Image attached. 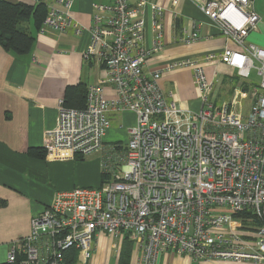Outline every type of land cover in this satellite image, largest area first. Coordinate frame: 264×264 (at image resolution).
<instances>
[{"label":"built area","instance_id":"2783aa9c","mask_svg":"<svg viewBox=\"0 0 264 264\" xmlns=\"http://www.w3.org/2000/svg\"><path fill=\"white\" fill-rule=\"evenodd\" d=\"M73 1L47 5L39 33L86 30L71 16ZM188 1L240 48L208 52L201 61L225 63L247 83L254 68L259 87L250 83L243 90L237 84L228 98L213 103L220 74L208 79L191 58L171 61L164 69L192 67L199 92L200 109L184 112L166 100L158 85L160 70L144 72L150 53L145 44L148 0H99L83 58L98 62L103 76L87 85L83 108L58 102L44 146L58 155L100 151L103 174L111 179L55 194L31 219L30 233L10 244L8 263L21 256L18 264H63L64 253L75 249L77 260L88 264L100 234L125 235L134 247L131 264H155L157 253L166 251L196 260L264 262V49L245 42L260 18L254 0ZM151 8L159 46L164 8L158 3ZM179 33L185 44L200 38L197 27H182ZM107 84L115 90L112 98L104 96ZM125 110L135 114L127 141L104 144L108 113ZM239 218L236 227L233 221Z\"/></svg>","mask_w":264,"mask_h":264},{"label":"crops","instance_id":"0c3cea01","mask_svg":"<svg viewBox=\"0 0 264 264\" xmlns=\"http://www.w3.org/2000/svg\"><path fill=\"white\" fill-rule=\"evenodd\" d=\"M6 1L33 4L29 0ZM40 1L46 5L56 4L55 0ZM98 1H73L71 16L86 29L79 35L72 29L61 33L53 30L39 33L33 16H30L24 23L33 37L29 51L18 55L0 46V263L7 262L10 244L21 241L30 233L31 219L51 203L55 194L76 187L94 188L103 183L100 151L87 155H58L48 154L44 146L45 133L55 126L58 102L73 100L74 90H68V87L87 86L103 76V67L98 62L83 58V51L90 39L87 29L91 25L93 6ZM154 3L164 8L161 16L163 36L159 46L155 44L152 32L151 6ZM254 9L260 20L256 29L248 32L245 42L264 49V0H254ZM144 13L147 27L145 44L150 48L144 72L160 70L158 85L167 101L173 100L184 112H196L201 107L192 67L164 69L166 63L182 58L198 60L208 79L213 78L216 71L220 74L212 99L216 95L219 100L231 95L229 78L235 71L225 63L203 62L201 58L208 52L220 51L225 47L239 50L238 45L220 34L188 0H179L175 4L171 0H148ZM182 27H197L199 40L190 44L181 42L179 31ZM104 96H115L111 84L104 87ZM108 120L104 144L125 143L127 128L134 124L135 114L129 110L110 111ZM126 239L125 235L118 238L98 235L88 264H110L111 256L114 258L113 264H117L122 243ZM155 264L264 262L196 260L166 251L157 253Z\"/></svg>","mask_w":264,"mask_h":264},{"label":"trees","instance_id":"16d2710c","mask_svg":"<svg viewBox=\"0 0 264 264\" xmlns=\"http://www.w3.org/2000/svg\"><path fill=\"white\" fill-rule=\"evenodd\" d=\"M47 13V5L43 2H38L32 5L25 3H10L6 0H0V46L15 54L27 53L32 45L33 37L24 27L26 19L33 16L36 28L39 30L40 25ZM231 90L237 84L243 90H247L249 84L246 81H240L238 76L234 74L229 78ZM86 87L76 86L68 87L74 90L73 100L64 102L65 106L81 109L86 101ZM105 177H102V181ZM132 253V242L128 239L124 240L119 252L117 264H130ZM18 257L15 263H0V264H18L21 260ZM77 252L75 249L67 250L64 253L63 264H76Z\"/></svg>","mask_w":264,"mask_h":264},{"label":"rangeland","instance_id":"374dc122","mask_svg":"<svg viewBox=\"0 0 264 264\" xmlns=\"http://www.w3.org/2000/svg\"><path fill=\"white\" fill-rule=\"evenodd\" d=\"M247 81L250 82L252 85H255L256 87H259L260 78H259V76L257 75V72H256V70H255L254 68L251 70V72H250V76L247 78ZM221 91H222V90H220L219 92H220L221 94H224V92H221ZM226 97H227V96H226ZM211 99H212V96H211ZM217 99H218V100H217ZM216 101H217V103L219 102V98H217V95L214 96V98L212 99V102H213V103L216 102ZM242 104H243V105H242V106H243L242 111L244 112V114H246V113H247V109H248V107H249V99H248L247 95H245V98H244ZM103 176H104L105 178H107L108 181L111 179L110 176H108L107 174H103ZM246 215H247L248 217H250L248 214H246ZM243 220H244V219H243ZM245 222H249L247 218H245ZM254 223H255V222H254ZM233 225L236 226V227L241 226V218H239V219H235V220L233 221ZM76 260H77V259H76ZM113 260H114V258H113V256H111V258H110V264H113ZM76 264H81V263H80L79 260H77V261H76Z\"/></svg>","mask_w":264,"mask_h":264}]
</instances>
